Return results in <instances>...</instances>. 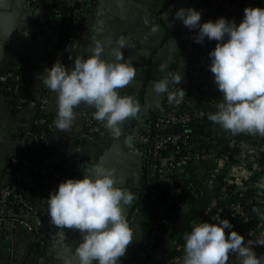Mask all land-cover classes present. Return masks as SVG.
Listing matches in <instances>:
<instances>
[{
	"label": "clouds",
	"instance_id": "9594fccd",
	"mask_svg": "<svg viewBox=\"0 0 264 264\" xmlns=\"http://www.w3.org/2000/svg\"><path fill=\"white\" fill-rule=\"evenodd\" d=\"M174 15L188 29L198 30L195 42L217 41L208 53L209 69L222 99L208 119L233 135L264 137V7H245L238 24L226 17L201 22V12L193 7H181ZM126 43L124 37L117 38L111 52L114 59L107 60L101 55L104 44L95 41L90 54L75 57L71 67L57 60L38 74L41 83L56 94L54 125L59 131L72 128L78 116L76 108L82 104L95 109L93 118L114 138L122 135L121 126L127 119L139 114V102L119 93L137 75L133 60L124 58ZM161 70L166 75L154 80V92L158 96L166 94L169 104L180 105L186 94L180 87L185 76L168 71L166 65ZM115 172L103 162L95 163L90 173L83 172L82 178L61 181L47 198L50 223L80 233L75 248L79 264H118L128 246L137 240L125 212L136 194L118 185ZM256 186L264 190V178ZM253 211L259 213L258 209ZM212 220L215 222L194 223L184 235L181 264H227L232 255L239 264H264V254L258 256L254 248L264 246V233L245 242L229 219L217 214Z\"/></svg>",
	"mask_w": 264,
	"mask_h": 264
},
{
	"label": "built area",
	"instance_id": "2783aa9c",
	"mask_svg": "<svg viewBox=\"0 0 264 264\" xmlns=\"http://www.w3.org/2000/svg\"><path fill=\"white\" fill-rule=\"evenodd\" d=\"M28 1L32 6L42 8L60 24L68 48H78V39L84 21L91 11L94 0H61L64 9L59 8L54 0ZM245 7L231 0H203L200 6L201 22L215 21L220 10L229 12L231 17H243ZM261 7H264V0ZM183 49L179 56L182 64L175 72H180L182 77L185 76L180 87L187 91L188 98L185 96L183 102L177 106L169 104L165 95L164 109L156 113L150 127L139 136L146 177L151 181L166 177L168 182L166 183L167 198L155 199L158 209L152 225V234L149 237H141L139 244L141 243L144 249L139 251L133 264H145L148 255L153 251L155 236L161 234L160 224H168L174 205L188 200L187 196L196 200L200 196L202 185L213 183L221 166L229 159L236 158L238 161L213 198V202L219 205L217 214H220L222 219L234 221V230L244 237H252L261 220L257 221L254 218L248 205L259 203L261 213H264V190L256 186L261 178H264V149L257 151L247 143L241 146L236 135L214 123L211 126L206 123L205 118L216 111L217 104L222 99L218 88L199 84L196 81L199 76L205 75L203 77L208 76L214 82V75L209 69L208 56L212 49L189 42L184 43ZM23 74L24 72L15 64L0 65V94L6 95L14 109L19 112L32 109L21 124L20 144L10 160L14 182L0 189V238L10 237L7 233L8 224L20 223L32 233L34 243L45 246L49 235L52 237L58 235L56 234L58 227L50 223L47 215V198L50 193L34 201L30 198V194L36 187L52 185L56 172L49 165L44 169L46 175L42 182L36 180L34 172L37 170V165L30 158L29 153L32 148L42 147L49 140L50 133L56 130L55 117L49 111L48 98L44 93L37 95L35 91L32 92L28 87L21 85ZM188 76H191V79H188ZM25 78L30 81L27 75ZM120 95L124 96V92ZM184 103H189L190 108L184 107ZM197 103L203 104L205 108H200ZM94 111L95 109H87L83 112L81 138L84 141L105 140L112 137L110 131L93 118ZM194 125H207L208 134L195 135L191 132ZM34 126L43 128L35 130ZM186 161H203L204 165L199 170V183L191 181V177L183 176L181 171H184ZM230 189L238 192L240 198L232 199L229 194ZM10 195L13 196L11 201L8 200ZM137 195L139 199L141 188L137 190ZM136 203L127 217L132 227L140 215L144 214L146 217L144 219H149L148 212L136 206ZM145 204L149 206V203ZM35 217L42 220L43 227L33 221ZM214 222L212 220L211 223ZM254 248L255 251L256 248L259 249L256 251L258 256L264 254V246L254 245Z\"/></svg>",
	"mask_w": 264,
	"mask_h": 264
},
{
	"label": "crops",
	"instance_id": "0c3cea01",
	"mask_svg": "<svg viewBox=\"0 0 264 264\" xmlns=\"http://www.w3.org/2000/svg\"><path fill=\"white\" fill-rule=\"evenodd\" d=\"M18 1L20 10L32 11L37 8L32 6L28 0H12V5L16 4ZM260 1L262 4L263 0ZM104 3L105 6H103V3H100L99 0L93 1L91 11L84 21V25L78 39V48L76 49L67 47L63 37L62 27L55 19L47 15L43 9L42 14L39 17H31L30 27L35 34H47V42L54 45L55 50L48 51L44 58H42L38 63H34L30 58L21 56L9 44L6 43L0 45V65H17L24 72V74L30 78L28 88L32 92L35 91L37 95L44 93L47 96L49 102V111L54 117L56 116V94L50 91L48 88L44 89L46 86L38 79V74L44 73L45 69L50 68L57 60H60L66 67H71L74 63L75 57L81 55L86 57L90 54L89 48L91 47L92 43L91 36L95 34L94 30L97 21L104 19V17L107 18L106 13H109V3L107 0H105ZM26 6H28L29 10L26 9ZM40 17H44L46 20L45 23L49 27L48 31L42 29L43 24L40 23ZM56 27H61L58 41L54 40L52 35V29ZM69 57H72V59ZM203 76L205 75H201L196 79L197 83L208 85L212 88L215 86V88H217L213 80L209 79L208 76L207 78ZM125 90V88L120 89L119 93L122 94ZM133 90L136 93V90ZM134 98L139 102L137 97L134 96ZM139 104L142 107L140 102ZM197 104L200 106V108H205L203 104ZM87 109L94 108L83 104L76 108L78 116L69 131L61 132L56 128V130L50 134V147L44 160L48 165L56 168L57 170L56 178L51 187L52 191L56 190L59 183L63 180H66L67 178H82L83 172H88L92 168L93 164L98 163L104 151L108 150L114 141L118 139L124 141L126 137L132 135L135 127L139 124L140 114H138L135 118L127 119L122 124V137L120 136L119 138H114L112 136L105 140L96 139L90 142L84 141L81 138L83 125L82 115ZM31 111V108H29V110L26 112H19L15 110L11 100L6 95L0 94V189L7 185L10 178L13 177L10 160L13 155H15L20 144L21 124L25 118L29 116L28 114H30ZM143 132L145 131L141 129L137 137L138 141L134 140L132 142L131 148L127 147L123 143V147L115 155L113 154L111 156L107 167H120L127 169L128 167L132 168L131 166L133 163H135L134 165L137 166V163L134 160V156L137 155L134 154L133 156L128 153L130 150L134 151L135 153L139 150L142 152L139 136ZM236 137L241 146L243 143H247V145L254 147V149L257 151L261 148L264 149V137L258 134L250 135L247 133H241L236 134ZM142 161L145 168L143 152ZM237 161L238 159L236 158L227 160L221 166L220 171L213 183L202 185L200 196L196 200H183L175 206L170 214L168 225L171 232L175 231L177 233H175V235L172 236L158 251L154 252L147 259V261H145V264H181L184 255V249L180 254L179 247L183 246V241L180 243V240L183 239L185 235L184 232L191 231L192 225L194 223L203 221H207L209 223L212 222V216L217 215L219 212V205H216L213 202V198L218 194L219 189L227 179V175H229L231 169L234 168L233 165L237 164ZM203 165V161H186L185 169L181 172L183 176L186 175L188 178L191 177L190 180L197 184L200 180L199 170L202 169ZM126 178H128V176ZM140 188L133 187L130 193L137 194V190ZM129 213L127 214V217ZM144 218H146L144 214L140 215L138 221L133 226L135 233L134 238L137 240L131 243L127 248L126 254L120 257L123 262L132 256L134 249L138 246L141 240L142 222L146 221ZM33 221L38 226H44L42 220L39 217L33 218ZM7 227L9 229L7 233L10 237L0 238V264H30V261H34V264H38L43 251L33 250L34 241L32 233L20 223H10L7 225ZM57 231L58 232L56 234L58 235L55 237L49 235L46 238L45 246H43L45 254L49 252L52 253L55 250V247H57V250H59V254L54 255L52 260H50V263L47 264H68L69 261L71 264H79V258L75 255V248L81 239L79 231L68 228L65 230L58 228ZM261 233H264V219L261 220L258 227L254 230V236L245 237V241L248 239H255L256 237L260 236ZM51 237L53 238L52 245L49 244V238ZM256 251H259V249L256 248ZM70 256L74 257L76 261L73 262L72 259H70ZM238 262V258L232 255L229 257L227 264H239Z\"/></svg>",
	"mask_w": 264,
	"mask_h": 264
},
{
	"label": "water",
	"instance_id": "95a60500",
	"mask_svg": "<svg viewBox=\"0 0 264 264\" xmlns=\"http://www.w3.org/2000/svg\"><path fill=\"white\" fill-rule=\"evenodd\" d=\"M109 3V13L107 18L97 21L94 33L91 36V46H94L95 41H101L104 44V52L101 54L102 58L107 60L114 59L112 50L117 45L115 41L119 37H124L127 41L125 48L122 50L124 58H130L133 61L134 66L137 68V75L134 80L125 88L126 90L135 89L136 92H141L144 88V102L140 111L139 124L135 127L132 135L126 137L124 141L118 139L114 141L111 147L104 151L99 159V162H103L106 166L109 164L111 156L116 154L125 144L127 147H132V142L138 141L137 137L141 129L147 131L153 122V114L157 113L162 108L165 95L158 96L157 100H154V95H157L153 90L154 80L163 79L166 75V71L157 70L158 57L160 53L172 57L175 50L169 53L166 52V45H162L166 36L174 37V40H185L191 37V32L184 33L186 27L181 20L175 17V12L178 10L179 5L181 7H190L183 0H107ZM105 6V0H99ZM191 7L200 11L202 0H190ZM19 1L12 5V0H0V45L9 44L15 49L21 56L28 57L32 62L38 63L42 58L47 55L48 51H53L54 45L47 42V34L37 33L31 29L30 19L31 17H39L42 14V8L37 7L32 11L20 10ZM28 9V6H26ZM180 7V8H181ZM29 10V9H28ZM204 16V15H203ZM39 19V18H38ZM44 17H40V23L43 24L42 29L49 30L48 25L45 23ZM54 23V22H53ZM102 27V28H100ZM104 27V28H103ZM107 30V31H106ZM61 27L52 29V35L54 40H59ZM180 34V35H179ZM179 35V36H178ZM161 46V47H160ZM179 46V45H178ZM159 48V49H158ZM158 52L156 53V51ZM184 49L180 48L178 53ZM171 60V59H170ZM171 63V62H170ZM168 64V66L170 65ZM167 70L169 71V67ZM162 73V74H161ZM156 101V103H154ZM141 124V125H140ZM195 131H207V125H194L192 127ZM122 137V136H121ZM124 143V144H123ZM128 154L134 156V160L137 166L133 165L132 168H116L114 167L118 185L123 189L130 192L133 187L140 188L143 184L145 176V168L142 161V152L139 150L136 153L132 150ZM130 158V157H129ZM133 158V157H132ZM131 158V159H132ZM98 162V163H99ZM92 168L88 171L91 172ZM128 176V178H126ZM134 176V177H133ZM179 177H176L178 179ZM14 178L11 177L8 184H12ZM168 179L160 178L155 181H151L150 184L158 185L166 184ZM13 196L10 195L8 200L11 201ZM136 199L132 205L126 207V214L129 213L131 207L134 205ZM53 238H49V244H53ZM41 259L38 264L50 263L54 255L59 254V250L55 247V250L51 253H44L42 249ZM72 261L76 259L70 256ZM123 260L119 259V263ZM34 264V261H30V264Z\"/></svg>",
	"mask_w": 264,
	"mask_h": 264
},
{
	"label": "trees",
	"instance_id": "16d2710c",
	"mask_svg": "<svg viewBox=\"0 0 264 264\" xmlns=\"http://www.w3.org/2000/svg\"><path fill=\"white\" fill-rule=\"evenodd\" d=\"M55 1V4L61 8V9H64V5L63 3L61 2V0H54ZM239 5H242V6H252V7H261V1L260 0H231ZM247 2V3H246ZM220 17H226L228 20H235V22L238 24L241 22V20L243 19V17L241 16H235V17H231L230 16V13L227 12V11H223V10H220L219 13H218V18ZM203 21V19H202ZM192 34H191V37L188 38L187 40H185L184 42L185 43H191L193 45H196V46H199V47H203V48H208V49H214L217 41L215 40H207L205 39V41L203 43H197L195 42V36L198 34V31H190ZM188 79H191V76H188L187 77ZM30 81H27V79L25 78V75L23 74V79L21 80V85L22 86H26L28 87ZM134 90H125L124 91V96L127 95V96H133L135 95V97H137V99L139 100V102L141 104H143L144 102V88L142 89L141 92H136L134 94ZM186 98H188V93L186 91V94H185ZM184 107H189L190 108V104L188 103H184L183 104ZM164 109V107L162 106L161 109H159L158 111ZM16 110V109H15ZM155 115L156 113L154 114V118H155ZM209 116V115H208ZM208 116L205 118L206 120V123H208L210 126L213 124L212 121H210L208 119ZM154 120V119H153ZM43 128L42 126H34V129H41ZM192 133H194L195 135L197 134H208L207 131H195L194 129H192L191 131ZM200 132V133H199ZM51 134V133H50ZM21 135V133H20ZM50 137V136H49ZM50 140V139H49ZM49 140L44 143V145L42 147H39V148H32L30 153H29V156L30 158L36 162V165H37V170L34 172V177L36 180L42 182V180L45 178V173H44V169L49 166L46 162H45V157L47 156L48 154V149L50 147L49 145ZM54 169V172L57 173V170L56 168H53ZM52 175V173H50ZM153 180V179H152ZM188 181V180H187ZM151 182V179L149 178H145L143 184H142V187H141V195H140V198L138 199L137 203H136V206L138 205L143 211H147L148 212V216H149V219L146 220V221H143L142 222V237L145 238V237H149L151 234H152V225H153V222H155V215L157 213V209H158V206H157V203H156V198L158 199H166L167 198V186L166 184H160V187H156V185H153V184H150ZM52 185H49V186H46V187H36L34 189L31 190V194H30V198L34 201L36 200L37 198L45 195L46 193H50L52 192V189H51ZM229 194L231 196L232 199L234 200H237L239 199V194L238 192H235L234 189H230L229 190ZM188 200H193V198L191 196H187L186 197ZM145 203H149V206H147ZM176 206V204L174 205V207ZM261 205H259V203H250L248 205V208L252 211V213L254 214V218L258 221V220H262L264 217L259 214L261 213V208H260ZM253 209H258L259 210V213L257 212H254ZM170 218V216H169ZM232 224H234V221H231ZM159 229L161 230V234L160 235H157L155 236V243H154V246L152 248V253H150L148 255V258L156 251H158L163 245H165L167 243V241L175 235V231H170V228H169V225L164 223V224H160V227ZM190 231L188 232H184L185 234L186 233H189ZM183 241V245L185 243L184 241V237L183 239L180 240V243ZM43 249V246L40 244V243H34L33 244V250L35 251H42ZM142 249H144V246L140 243L138 244V246L134 249V253L132 254L131 257H129L128 259H126L122 264H133V261L138 257V253L139 251H141ZM182 249H179V253L181 254L182 253ZM178 252V251H177ZM179 254V255H180ZM147 258V259H148ZM145 263V262H144Z\"/></svg>",
	"mask_w": 264,
	"mask_h": 264
},
{
	"label": "flooded vegetation",
	"instance_id": "af4514ba",
	"mask_svg": "<svg viewBox=\"0 0 264 264\" xmlns=\"http://www.w3.org/2000/svg\"><path fill=\"white\" fill-rule=\"evenodd\" d=\"M186 4L188 3L191 7V3L189 2L190 0H183ZM203 1V0H202ZM181 6L179 5V8ZM178 8V9H179ZM190 30L186 27V30L184 33L188 34ZM190 33V32H189ZM176 32L174 33V35L171 37V39L169 38V36H166L164 42L162 43V45H166V52L169 53L170 51H173V46L175 45V50H174V54L172 57H169L167 55H165V53H160L159 57H158V66H157V70H161V66L162 65H166L168 66V64L170 63V65L168 66L169 67V71H172V72H175L178 67L182 64L181 60H180V53H178L177 51L180 50V48H183L184 46V41L187 40H183L181 39V41H178L177 39L174 40V37H176L177 35H175ZM180 35V34H179ZM178 35V36H179ZM179 45V46H178ZM161 47V46H160ZM159 49V48H158ZM158 52V50L156 51V53ZM171 59V60H170ZM162 72V70H161ZM162 74V73H161ZM158 98V95H154V100H157ZM154 103H156V101H154ZM153 117H154V114H153Z\"/></svg>",
	"mask_w": 264,
	"mask_h": 264
}]
</instances>
